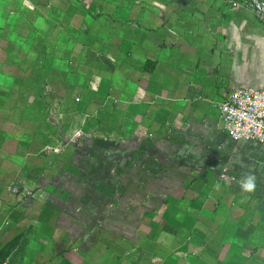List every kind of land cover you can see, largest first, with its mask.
I'll return each mask as SVG.
<instances>
[{
	"label": "crops",
	"instance_id": "crops-1",
	"mask_svg": "<svg viewBox=\"0 0 264 264\" xmlns=\"http://www.w3.org/2000/svg\"><path fill=\"white\" fill-rule=\"evenodd\" d=\"M0 55V264H264V143L219 110L264 89L252 9L0 0Z\"/></svg>",
	"mask_w": 264,
	"mask_h": 264
},
{
	"label": "built area",
	"instance_id": "built-area-1",
	"mask_svg": "<svg viewBox=\"0 0 264 264\" xmlns=\"http://www.w3.org/2000/svg\"><path fill=\"white\" fill-rule=\"evenodd\" d=\"M254 11L264 22V0H230ZM226 134L235 140L264 143V89L239 87L219 105Z\"/></svg>",
	"mask_w": 264,
	"mask_h": 264
},
{
	"label": "rangeland",
	"instance_id": "rangeland-1",
	"mask_svg": "<svg viewBox=\"0 0 264 264\" xmlns=\"http://www.w3.org/2000/svg\"><path fill=\"white\" fill-rule=\"evenodd\" d=\"M1 58L2 57L0 55V90H2L3 88H5L6 85H7L6 79L4 77L5 72L11 73L13 75L12 77H14L15 74H14L13 71L15 70V63L17 62V60H15V59H8L7 60V63L9 65H10V63H12L13 65L4 66V65L1 64V61H2ZM7 96H8L7 94H0V98L7 97ZM44 153H45L44 155L46 156V152H44ZM17 255L18 254H16V256L14 257V260H16Z\"/></svg>",
	"mask_w": 264,
	"mask_h": 264
},
{
	"label": "clouds",
	"instance_id": "clouds-1",
	"mask_svg": "<svg viewBox=\"0 0 264 264\" xmlns=\"http://www.w3.org/2000/svg\"><path fill=\"white\" fill-rule=\"evenodd\" d=\"M251 186H252L251 179L249 178V181L244 183V187L245 188H250Z\"/></svg>",
	"mask_w": 264,
	"mask_h": 264
},
{
	"label": "trees",
	"instance_id": "trees-1",
	"mask_svg": "<svg viewBox=\"0 0 264 264\" xmlns=\"http://www.w3.org/2000/svg\"><path fill=\"white\" fill-rule=\"evenodd\" d=\"M152 63V65L151 66H149L148 67V69H151V68H153V66H154V63L153 62H151Z\"/></svg>",
	"mask_w": 264,
	"mask_h": 264
}]
</instances>
